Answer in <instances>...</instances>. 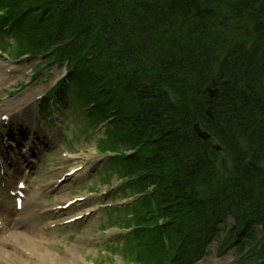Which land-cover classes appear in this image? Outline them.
I'll use <instances>...</instances> for the list:
<instances>
[{
    "label": "trees",
    "instance_id": "1",
    "mask_svg": "<svg viewBox=\"0 0 264 264\" xmlns=\"http://www.w3.org/2000/svg\"><path fill=\"white\" fill-rule=\"evenodd\" d=\"M0 50L42 55L35 76L66 65L57 97L106 124L99 174L135 199L105 210L134 228L129 263L196 264L216 241L264 264V0H0Z\"/></svg>",
    "mask_w": 264,
    "mask_h": 264
},
{
    "label": "rangeland",
    "instance_id": "2",
    "mask_svg": "<svg viewBox=\"0 0 264 264\" xmlns=\"http://www.w3.org/2000/svg\"><path fill=\"white\" fill-rule=\"evenodd\" d=\"M35 63L34 59L7 62L6 59L2 60L0 58V106L7 104L6 110L11 114H16L18 108H21L20 113L24 112L23 118L28 120L27 129L25 130L28 132V135L23 144L33 134L32 109L34 102L42 98L54 86L56 81L63 77V70L55 68L53 65H48L43 69L42 75L33 79L31 68ZM208 89L215 90L217 88L213 83ZM67 104V99L62 101L60 105L61 111H58L55 104L54 110L51 113L52 118L45 117L44 130H40L37 134L40 135V140L43 144L34 139L29 153L25 152L24 145H21L20 151L16 153L8 151L12 157V160L9 161L10 165L13 166L18 161H22L19 159V154H22L24 150V155L34 162L33 167L35 169L31 170L30 174H21V176H16V178L14 177L13 169H11L8 184L9 186L11 185L10 189L14 191L17 181L21 180L25 183L27 188L26 199L33 200L35 198V202L29 206V212L39 209L44 211L52 209L62 203L58 202L59 196L64 197V200L88 196L86 202L73 206L69 211L63 212L61 217L62 221L76 216L84 210L91 209L92 214L85 221H80L72 226L57 228L47 233L45 231L42 233L37 232L42 240L40 242L41 254L49 249L59 259L67 261V264H125L118 253L108 250L105 245V243L118 237L120 233L116 228H104L106 217L100 210L111 205L114 200L116 203L121 202L119 198L112 197L113 194L111 193L117 185L115 182L116 177L113 176L111 180L114 186L108 188L107 185L103 184V176L96 175L95 172L101 166V163L98 164L100 157L96 154L95 135L97 134L93 130L81 128V125L86 123L85 119L77 112V109L70 110ZM29 105H31L30 113L22 110L23 107L25 108ZM43 112H46V109H43ZM20 118L21 115H19L18 120ZM50 121L51 125H48ZM54 124L57 125L56 131ZM210 139L209 135L207 139L200 140L207 142ZM9 141L11 144H14L12 140ZM217 147H219V150L215 147L216 151L220 152L221 147ZM0 152L2 154L3 149ZM3 154L5 155L2 156H8L7 153ZM77 165H83L84 170L75 174L73 179L62 183L58 189L59 193L52 192L50 189L51 185L49 184L57 180L64 172ZM9 210H14L13 201L0 192V213L5 223L6 214L4 215L3 212L7 213ZM48 223L49 220L45 218L43 222L38 223V225L36 224L34 228L37 230L42 224V226H45ZM230 223L231 219L227 218L225 226L228 227ZM257 229L262 231L261 226H258ZM256 233L258 234L259 232L256 231ZM258 238H260V234ZM257 249L259 250L260 248L258 247ZM235 253V249L231 248L219 255L218 244L213 242L206 256L197 264H227L234 259ZM31 262V264H47L51 261L43 263Z\"/></svg>",
    "mask_w": 264,
    "mask_h": 264
},
{
    "label": "bare ground",
    "instance_id": "3",
    "mask_svg": "<svg viewBox=\"0 0 264 264\" xmlns=\"http://www.w3.org/2000/svg\"><path fill=\"white\" fill-rule=\"evenodd\" d=\"M6 108L7 104L0 106V110H5ZM11 118L16 119V115H11ZM21 127H24L23 124H21ZM14 128L18 130V127L13 126V130ZM14 170L17 175L19 171H22V173H30L31 170H35L32 159L25 157L16 164ZM55 184L56 183H52L51 186H55ZM58 191L59 190L55 191V193H59ZM64 199L65 198L62 196L58 197V202H62L59 205L62 206L69 201ZM31 202L33 203V200L24 199L22 203L24 206L21 213H17L15 209L13 213L9 212L6 227L10 230V233L7 234L4 241L0 239V264H31V258L39 259V263L48 262L50 260L51 262L47 264H67V261H62L57 255L51 253L49 249L41 254L39 245L41 240L39 239L38 242H36L37 234L34 225L38 219L40 218V220H42L44 217H47L51 220L50 223L54 224L57 223L56 216L58 213L53 210L45 214L41 213L40 210L38 212H34L33 210L29 212L28 209L29 205L31 206ZM85 212L86 211H83L80 214H84ZM12 216L13 218H11Z\"/></svg>",
    "mask_w": 264,
    "mask_h": 264
},
{
    "label": "water",
    "instance_id": "4",
    "mask_svg": "<svg viewBox=\"0 0 264 264\" xmlns=\"http://www.w3.org/2000/svg\"><path fill=\"white\" fill-rule=\"evenodd\" d=\"M218 90L215 89V90H211V89H208V96L210 98V100L208 101L209 104H212V100L213 98L216 96ZM207 115L211 116L209 111L207 112ZM193 129H194V132L196 133V135L201 139V140H204V139H207L209 137V135L203 131L200 127V125L198 123H195L193 125ZM217 149L219 147H216ZM219 150V149H218Z\"/></svg>",
    "mask_w": 264,
    "mask_h": 264
}]
</instances>
